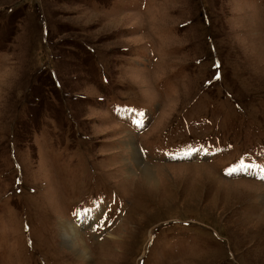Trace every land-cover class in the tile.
I'll list each match as a JSON object with an SVG mask.
<instances>
[{
    "label": "rangeland",
    "instance_id": "obj_1",
    "mask_svg": "<svg viewBox=\"0 0 264 264\" xmlns=\"http://www.w3.org/2000/svg\"><path fill=\"white\" fill-rule=\"evenodd\" d=\"M241 159L264 161V0H0V264H264Z\"/></svg>",
    "mask_w": 264,
    "mask_h": 264
},
{
    "label": "bare ground",
    "instance_id": "obj_2",
    "mask_svg": "<svg viewBox=\"0 0 264 264\" xmlns=\"http://www.w3.org/2000/svg\"><path fill=\"white\" fill-rule=\"evenodd\" d=\"M137 16V15H136ZM133 151H135L136 152V149H134ZM134 154H136V153H134ZM128 168L130 169V167L128 166ZM142 172H141V174H142V176L144 177V179H146L147 181H151L153 178H155L154 177V172L152 171V166H150V165H143V167H142ZM127 171H129V170H127ZM130 172V171H129ZM208 175H210V174H208ZM128 176V175H127ZM142 177V178H143ZM212 179V178H211ZM215 179V178H214ZM213 181V180H212ZM241 181V180H240ZM240 181L238 182V184H240ZM246 181V180H245ZM152 182H153V180H152ZM214 182V181H213ZM212 182V183H213ZM217 182V181H216ZM224 182V181H223ZM155 183V182H154ZM219 183V182H218ZM228 183V182H227ZM226 183V184H227ZM242 183V182H241ZM217 187V186H216ZM262 199H264V194L262 195ZM66 222V221H65ZM64 223V222H63ZM62 223V224H63ZM67 223V222H66ZM61 224V225H62ZM73 223H71L70 224V222H68L67 224H64L63 225V227H62V231H63V239H64V243H68V244H70L72 247L73 246H75L76 244V238L78 237V232L80 231L78 228H77V226H75V225H72ZM81 232V231H80ZM82 233V232H81ZM80 252H82V251H80ZM80 255V254H79ZM83 255L84 256H82V257H84L86 260L88 259V256L86 255V252H84L83 251Z\"/></svg>",
    "mask_w": 264,
    "mask_h": 264
},
{
    "label": "snow or ice",
    "instance_id": "obj_3",
    "mask_svg": "<svg viewBox=\"0 0 264 264\" xmlns=\"http://www.w3.org/2000/svg\"><path fill=\"white\" fill-rule=\"evenodd\" d=\"M136 123L139 124V121H137ZM189 154L190 153H187V152L185 153L186 156ZM253 167L259 168V171L261 173V179H264V166L245 164L243 159H241L236 165H233V166L229 167L228 169H226V173L231 175L233 173H237V172H240L242 170L250 169Z\"/></svg>",
    "mask_w": 264,
    "mask_h": 264
}]
</instances>
